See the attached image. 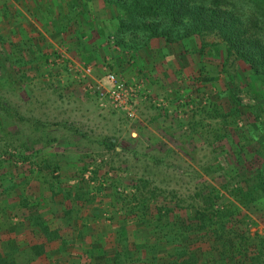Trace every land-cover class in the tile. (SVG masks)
I'll return each mask as SVG.
<instances>
[{
  "label": "rangeland",
  "instance_id": "obj_1",
  "mask_svg": "<svg viewBox=\"0 0 264 264\" xmlns=\"http://www.w3.org/2000/svg\"><path fill=\"white\" fill-rule=\"evenodd\" d=\"M10 1L20 6L23 0H0V199L14 194L18 205L28 210L27 199L32 196L30 185L38 187L36 195H39L43 190L51 193L61 191L60 183H65L61 181L65 176H61L59 161L54 156L37 159L41 149L34 150L36 146L49 147L50 142H56L60 137L67 141L75 140L73 137L78 130L93 138L99 128L90 107H86L88 118H85V108L76 106L73 96L64 93L71 88L73 78L64 68L67 62L63 53L50 49L40 55L41 49L16 46L7 29L12 22L22 23V18L9 20L14 6ZM107 7L115 16L114 7ZM107 37L102 65L106 63L104 57L118 51L122 61L128 65V72H137L127 76L120 70L111 71L128 85H141L139 94L142 96L138 100L141 103L137 102L133 120L126 119L121 113L105 112L108 127L106 125L104 131L100 130L115 140L114 146L109 150V157L95 150L80 152L87 154L86 157L78 161L77 166L73 160L72 167L71 163L68 167L76 168L69 178L73 185L88 186L89 189V186L101 188L99 185L104 184V187L111 186L119 198L134 192L131 187L134 180L145 178L150 181V187L162 190L166 208L177 209V203L180 207L190 204V197L198 185L219 189L237 177L236 174L247 172L248 169L243 168L237 158L240 148L236 141L240 127L244 130L243 127L251 125L256 133L254 126L262 124L264 127V110H260L264 107V99L255 94L256 90L264 94V82L253 76L241 62H225L222 46L201 53L199 38L189 37L174 44H166L162 38L156 39L138 51L120 49L112 37L111 45ZM212 41L214 39L210 37L206 42ZM45 55L48 58H43ZM148 55L154 61L147 65ZM87 67L90 66H82ZM153 71H156L158 82L151 89L148 81L153 78L149 73ZM88 84L89 81L85 80L79 86H83L87 102L93 104L87 91ZM234 103H238L240 113L230 115L236 108ZM173 106L179 107L176 113L172 111ZM250 108L259 110L255 114L257 119L248 112ZM32 131L36 134H31ZM245 135L249 138L253 134L248 135L245 131ZM116 142L122 145L121 152H115ZM53 143L50 146L52 150L57 146ZM28 149L34 150L31 158L25 155ZM244 155L248 158L246 153ZM82 191L84 188L79 186L78 191H70L67 198L71 199V194L79 195L78 201L73 197L79 206L83 204ZM59 196L66 198V190L53 194L52 199ZM45 208L41 210L47 215L50 210L48 205ZM149 211L154 215L152 203ZM179 211L184 216L185 211L175 210V213ZM13 218L7 213L0 215L1 235L10 237L1 245L0 264H39L38 256L32 254L33 248L29 245L38 241L34 234H49L48 231L37 225L31 227L35 229L33 232L21 233L25 230L22 221H13ZM172 218L173 215H169V221L172 222ZM254 223H248L250 231L264 238V219ZM153 227L158 236H164V240L159 242V250L174 251L173 229L163 226L158 231L156 226ZM15 236L24 239L20 240L24 249L18 255L11 253V250L17 251L14 248L16 241H10ZM187 242L193 251L209 247L205 243H195L193 237L187 238Z\"/></svg>",
  "mask_w": 264,
  "mask_h": 264
},
{
  "label": "crops",
  "instance_id": "obj_2",
  "mask_svg": "<svg viewBox=\"0 0 264 264\" xmlns=\"http://www.w3.org/2000/svg\"><path fill=\"white\" fill-rule=\"evenodd\" d=\"M10 3L14 6L10 11L9 20L15 21L16 17L22 18V23L12 22L7 29L10 37L15 39L16 46L21 45L29 50L41 49L40 55L50 49L63 53L67 62L64 68L73 78L71 88L64 93L73 96L76 106L85 108L83 110L85 118L88 113L86 107H90L92 118H95V125L99 129L93 138H89L83 131L78 130L77 135L74 134L75 137H73L75 140L67 141L60 137L56 139V142H50L49 147L41 148L37 145L34 150L41 149L37 159L54 156L59 161L61 176H65L61 180L65 183H60L61 191L51 193L43 190L36 195L38 187L30 185L29 192L32 196L27 199V206L30 209H22L18 205V198L12 194L4 200L0 199V215L7 213L10 218L14 217L13 221L17 219L22 221L25 230L21 233L33 232L35 229L31 227L37 225H42L48 231L49 234H34L38 241L29 243V247L33 248L32 254L38 256L39 264H144L148 261H153L155 264H173L172 258L164 257L165 254H171L173 251L159 250L160 243L156 240L159 233L155 231L153 225L144 223V220L139 221L137 216L126 214L111 186L104 187L102 184L99 185L101 188L89 186L87 189L88 186L79 185L84 188L83 204L79 206L75 204L73 198L75 197L78 201L79 195L76 197L71 194V199L67 198L70 191H78L79 188L69 181L70 175L76 169H68L69 163L72 167L74 160L77 166L78 161L87 155L81 154L84 150L85 152L100 151L109 157L110 144L115 143L114 139H110L105 132H102L108 124L107 121L105 122L107 120L105 112L111 111L100 109L92 98L93 104L87 102L80 83H85V80L89 83L104 81V76L107 72H112L111 70H120L127 76L135 75L137 72L129 73L128 65L122 61V55L114 50L113 54L104 57L106 63L102 65V57L106 54L104 46L107 44V36L110 39L108 42L112 45L111 31L115 28L114 15L105 7L102 0H23L20 6L12 1ZM112 48L115 49L113 46ZM145 52L147 53V50ZM150 54L152 55L151 51ZM151 57L153 59V56ZM43 58L46 59L48 56L45 55ZM153 61L150 60L149 55L146 57L147 65L152 64ZM70 66H77L79 69L82 66H90L93 74L84 79L70 70ZM151 70L156 68L151 67ZM155 72H149L153 77L148 81L151 89L152 85L158 82ZM141 96L139 95L138 100ZM137 102L141 103V101ZM178 109L179 107L173 106V113H176ZM31 134L36 133L32 131ZM88 134L91 136L90 133ZM52 143L59 148L55 147L52 150L50 148ZM121 146L116 142L115 152H121L123 148ZM29 150L25 152V155L31 158L34 150ZM56 153L58 154L55 155ZM63 162L65 165H62ZM126 187L130 188V186ZM64 190H66L67 200L62 196L52 199L53 194L57 195V192L62 193ZM46 205L51 212L47 215L41 210ZM36 206L39 207L36 208ZM1 234L0 231V248L3 240L8 241L10 238ZM11 239L10 241H16L14 248L17 250L16 252L11 250V253L15 255L22 253L24 244L20 240L24 239L19 236L11 237ZM144 246L146 249L143 248ZM155 256L161 258L153 260Z\"/></svg>",
  "mask_w": 264,
  "mask_h": 264
},
{
  "label": "trees",
  "instance_id": "obj_3",
  "mask_svg": "<svg viewBox=\"0 0 264 264\" xmlns=\"http://www.w3.org/2000/svg\"><path fill=\"white\" fill-rule=\"evenodd\" d=\"M103 2L105 7L111 5L115 9V28L111 36L120 49L141 50L148 47L150 41L161 38L166 44H174L195 37L201 40V53L222 46L225 62H241L253 76L264 82V0ZM210 37L214 39L213 43L206 42ZM251 88L254 89L252 85ZM255 92L264 99L262 91ZM234 105L236 108L230 115L240 113L238 103ZM248 112L258 118L255 114L259 110L250 108ZM251 127H243L244 130L240 127L236 141L240 148L237 158L247 172L236 174L237 177L219 189L198 185L188 206L180 207L177 203V209L166 208L162 190L150 187V181L145 178L133 181V193L119 197L126 214L151 223L158 231L163 226L173 229L175 249L164 255L172 258L173 264H264V238L252 233L248 227L249 222L258 223L264 219V127L262 124L254 126L258 133ZM245 131L253 135L245 137ZM113 146L111 143L110 148ZM151 203L154 215L149 211ZM175 210L185 211L184 216ZM169 215H173L172 222ZM190 237L195 243H205L209 247L193 251L188 247L187 238ZM156 240L161 242L164 236H158ZM157 258L161 257L155 256L153 260Z\"/></svg>",
  "mask_w": 264,
  "mask_h": 264
},
{
  "label": "built area",
  "instance_id": "obj_4",
  "mask_svg": "<svg viewBox=\"0 0 264 264\" xmlns=\"http://www.w3.org/2000/svg\"><path fill=\"white\" fill-rule=\"evenodd\" d=\"M70 69L85 79L92 73L90 67L79 69L77 66H71ZM140 88L141 85H128L113 72L107 73L104 81L87 85L88 94L100 109L121 113L128 120L136 118L138 97L142 95L139 94ZM118 191L122 190L118 189Z\"/></svg>",
  "mask_w": 264,
  "mask_h": 264
}]
</instances>
